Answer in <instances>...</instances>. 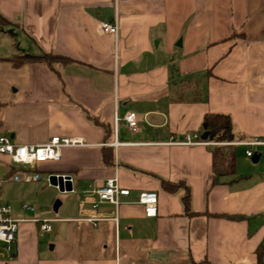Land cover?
I'll return each mask as SVG.
<instances>
[{
    "label": "crops",
    "instance_id": "1",
    "mask_svg": "<svg viewBox=\"0 0 264 264\" xmlns=\"http://www.w3.org/2000/svg\"><path fill=\"white\" fill-rule=\"evenodd\" d=\"M116 1L117 38L102 28L115 18ZM0 12L10 20L0 23V56L28 51L12 46L11 28L27 49L37 50L33 54L53 51L73 60L60 77L42 62L14 69L22 97L10 106L27 113L6 125L1 119L0 132L26 144L53 135L84 141L64 147L60 160L14 173L42 183L47 175H70L73 190L62 191L55 208L60 213L66 203L62 214L15 216L25 219L16 254L1 247L0 264H258L264 243V0H0ZM130 111L138 115L136 131L125 121ZM207 112L230 114L242 137L231 142L235 176L219 177L212 188L213 146L184 143L187 135L202 138ZM94 119L110 124L108 138ZM37 125L41 134L24 133ZM252 139L260 143H245ZM106 146L114 149L113 165L102 161ZM249 148L260 154L257 162ZM113 176L130 194L121 195L118 206L94 208L89 190ZM161 178L186 181L192 209L213 215H187L184 190H163ZM143 190L158 193L154 216L139 202ZM33 218L54 221L49 249L41 239L48 231Z\"/></svg>",
    "mask_w": 264,
    "mask_h": 264
},
{
    "label": "built area",
    "instance_id": "2",
    "mask_svg": "<svg viewBox=\"0 0 264 264\" xmlns=\"http://www.w3.org/2000/svg\"><path fill=\"white\" fill-rule=\"evenodd\" d=\"M102 28L104 31L113 34L118 37L119 34V10L118 2L115 3V18L112 21L103 22ZM125 121L129 128L133 131L138 129V115L135 111H130L125 115ZM184 143L190 144H207L214 146L217 142L207 141L202 139L199 135L195 136V139L186 136ZM228 143V142H225ZM237 143V142H234ZM249 145L260 143L257 139H252L245 142ZM84 141L81 138H74L63 135H53L50 139L42 144H26L18 143L14 141V138L8 134L0 132V154H4L8 157L12 164L30 165L35 166L37 163L48 160H60L62 156V149L68 146L83 145ZM247 155L252 157L254 155L253 150L249 148ZM64 176L66 174H63ZM72 181V176H70ZM45 183L50 186H54L59 189V185H54L50 181V175H47ZM89 193L96 195L93 198V207H98L101 202H108L118 206L121 203L120 196L130 194V189L122 187L119 184L117 176L109 177L106 179L103 185L97 186L89 190ZM139 202L145 207L146 215L154 216L157 213L158 193L152 190H143L140 193ZM24 207L28 209H34L33 206L25 204ZM25 219L16 218L13 215V210L10 204L4 202L0 197V242L6 253L10 257H14L16 249L14 244L17 242V235L20 229V223ZM34 221L40 222L42 231L51 230V218H33Z\"/></svg>",
    "mask_w": 264,
    "mask_h": 264
},
{
    "label": "rangeland",
    "instance_id": "3",
    "mask_svg": "<svg viewBox=\"0 0 264 264\" xmlns=\"http://www.w3.org/2000/svg\"><path fill=\"white\" fill-rule=\"evenodd\" d=\"M7 31L10 33L13 43L12 46L15 47L17 51L23 52V50H28L27 52L24 51L18 54H33L37 52V50L34 49H32V51L27 49L29 47H27V44L23 41V35L16 29L13 31L11 28H8ZM16 68L18 67L13 66L9 61H0V101L3 102H0V120H3V125H6L5 123L7 120L12 122L15 118L19 117L20 111L27 113L24 111L26 108L19 109L10 106V100H16L22 97V91H15L19 88L17 84L21 82L20 75H17L14 70ZM32 109L33 108H30V110ZM42 132L43 129L40 125L28 127L24 130V133L29 135L41 134ZM36 165L12 164L6 155L0 154V197L4 202L11 205L14 216L50 217L57 216L60 213L62 214L66 209V203H64L60 209V213L55 209L58 202L64 199V194L59 189H55L52 186L50 187L36 180L27 181L21 178H14L11 175L7 176L11 166H14L15 170H17L16 172H18L36 170ZM25 204L33 206L35 210H26V208H23ZM51 224L55 226L54 221L51 222ZM53 233L54 232L50 231L44 232V237H41L45 248L49 249L51 244H54L52 237ZM3 245L4 244L0 242V248Z\"/></svg>",
    "mask_w": 264,
    "mask_h": 264
},
{
    "label": "trees",
    "instance_id": "4",
    "mask_svg": "<svg viewBox=\"0 0 264 264\" xmlns=\"http://www.w3.org/2000/svg\"><path fill=\"white\" fill-rule=\"evenodd\" d=\"M10 20L0 12V23L6 24ZM0 61H9L13 66L19 67L31 62H42L51 71L61 76L60 68L72 62L70 57L65 55L56 54L53 51H44L40 54H15L11 57L0 56ZM61 81L63 82L62 78ZM200 97L199 99H201ZM203 100H207V95L203 97ZM94 123L102 127L105 131L106 137L111 135L112 128L108 122H104L100 119H94ZM207 131V141L217 142L212 147V160H213V181L211 184L212 188L216 183L217 179L222 176L233 178L237 169V154L236 146L231 142L241 140L242 137L238 136L236 131V125L233 122L232 116L228 113L223 112H207L204 116L201 132ZM228 142V144H224ZM102 161L105 165H113L115 162V152L113 147H102ZM15 170L14 166L8 171L7 176H13ZM161 187L163 190L169 193H177L180 189H183L182 201L185 207V213L189 216L206 214L213 215L209 211L197 212L192 209V190L190 185L184 181H172L168 179H160ZM217 216L232 217L226 214H218ZM258 252V264H264L261 259V254L264 252V243H262L257 249ZM204 264H213L210 260L205 259Z\"/></svg>",
    "mask_w": 264,
    "mask_h": 264
},
{
    "label": "water",
    "instance_id": "5",
    "mask_svg": "<svg viewBox=\"0 0 264 264\" xmlns=\"http://www.w3.org/2000/svg\"><path fill=\"white\" fill-rule=\"evenodd\" d=\"M202 138L206 139L208 136V132L204 131L202 133ZM11 137H14V134H11ZM260 158V154L259 153H254V155L252 156V160L257 162ZM50 181L52 184L54 185H59V190L60 191H71L73 190V184L72 181L70 180V175H63V174H52L50 175ZM56 208V206H55Z\"/></svg>",
    "mask_w": 264,
    "mask_h": 264
}]
</instances>
